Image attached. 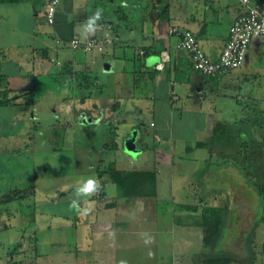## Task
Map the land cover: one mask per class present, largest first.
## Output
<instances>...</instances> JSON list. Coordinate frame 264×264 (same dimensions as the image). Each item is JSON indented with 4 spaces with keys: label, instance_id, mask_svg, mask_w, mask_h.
I'll return each mask as SVG.
<instances>
[{
    "label": "crops",
    "instance_id": "1",
    "mask_svg": "<svg viewBox=\"0 0 264 264\" xmlns=\"http://www.w3.org/2000/svg\"><path fill=\"white\" fill-rule=\"evenodd\" d=\"M46 1L0 0V51H2L0 72L6 78V87L15 90L30 87L36 78L47 82L56 80L58 88L52 86L51 95L48 93L45 95V103L54 110V116L77 112L74 107L75 100L79 106L83 103L87 104L89 99L97 96L96 98L101 99L104 111L115 113L113 120L129 122L134 119L140 130L152 128L151 134L146 132L151 142H144V145L149 144L155 148V157L151 159L142 155L138 158L141 169L137 170L153 171L156 174L155 195L134 200L118 196L109 201L89 198L85 205L86 208L91 207L89 210L91 213L88 223L85 224L83 231L81 230V235L85 238L84 242L93 238L105 247L104 244L107 242L109 244L111 241L114 243L121 239L130 240L131 235L136 232L134 225L142 221L147 224L150 221H154V224L156 222L155 203L160 198L163 187H168L169 178L172 177V174L164 172V168L166 169L170 164L173 166L176 159L181 162L192 146L204 147L206 143L203 139L204 135H211L214 139L220 137L224 139L227 130L233 127L245 129L250 124L251 120L242 115L244 110L240 108L239 99L245 98L246 89H241L243 86L239 81L253 72L252 68L257 67L254 65L261 66V61L264 62V59L257 58L258 53L264 55V36L251 40L239 69L230 70L216 77L208 76L218 85L215 95L213 93L207 95L204 90L207 79L203 81V78L190 71L193 67L189 53L176 47L179 38L174 34H167V29L170 26H178L190 30L207 57L216 61L226 42L230 25L245 8L240 0L238 2L203 0L205 5L202 10L196 13L185 11L186 14L180 12L178 16L171 14L170 10L173 6L168 0L161 1L164 6L167 4L166 8L162 5L155 6L154 0H143L145 5L141 0H69L51 23L52 25L44 20ZM139 3L141 11L134 20L133 14H127L125 11L135 9ZM206 4H210V7ZM64 10L67 14L63 13ZM98 11L101 18L95 22V31L86 34L87 28L84 26ZM74 36L79 39L101 37L104 39L103 49L89 50V53L84 50H73L68 46L67 40ZM47 37L51 39L50 43L47 42ZM55 37L65 41L64 45H56ZM40 48H48L52 52L54 61L40 58L38 51ZM140 50L143 51L142 54ZM68 51L72 52L73 59L60 60L62 56L68 55ZM76 53L80 54L81 69L77 68L74 60ZM254 53L256 55L253 56ZM160 61L163 66L156 68L155 65ZM261 80L260 76L253 82L257 85L248 97L251 104L256 105L261 98V90L264 89ZM230 82L233 86L229 85ZM0 87H3V84H0ZM232 88L234 89L231 92ZM235 90H239V94L236 96V102L233 103L229 97L235 94ZM31 107L33 112H41L36 100L31 106H21L18 101L9 105L0 104V151L5 148L4 151L11 152L10 154L28 152L26 144L28 140L21 149L19 146V150H16L15 144L19 143L17 135L23 134V130L29 129L33 124L32 118L36 115L32 118L28 116ZM98 107V104L94 103L93 114H99ZM125 113H129L131 117L126 119ZM78 114H82V118L77 122L80 129L94 128L98 132L92 134L103 136L102 126L98 123L100 120L95 118L97 115L93 116L86 111H79ZM133 134L135 140L137 131L127 136L125 142ZM30 135L27 130L25 138H31ZM135 150L136 146L134 152ZM151 164L153 167L149 169ZM180 171L182 172V169ZM170 189L173 190L171 186ZM193 207L195 206L181 209L190 211ZM139 209H147L148 216L140 217L142 213L134 212ZM195 212H198V209ZM150 214L153 216L150 217ZM200 221L201 219L197 223L194 221L193 224L201 229L200 246L203 249L204 235ZM262 221H264V213L259 223L260 230L264 229ZM76 222L73 223L75 231H77ZM186 223L175 222L180 231L178 235L187 236L188 223ZM121 227L123 230H119ZM129 229L133 234L128 233ZM171 233H174L172 227L160 232L162 238L159 241L167 242V248H162L163 251L165 250V255L160 256L176 258L175 255L170 254L172 250L169 242L177 234H172L171 237ZM147 235L150 236L149 233ZM152 235L156 236L155 233ZM197 236V231L192 229L189 239L193 237L197 239ZM102 244H98L99 248ZM69 251L71 249L67 251L58 247L55 251L56 258L64 261L65 258L70 257ZM90 251L83 249L82 253L87 254ZM72 254L77 258V252ZM89 260L87 259V262ZM100 260L110 263L104 258ZM175 261L170 259L168 264H173ZM85 263L86 261L83 263L77 261L76 264ZM100 263L102 262H97Z\"/></svg>",
    "mask_w": 264,
    "mask_h": 264
},
{
    "label": "rangeland",
    "instance_id": "2",
    "mask_svg": "<svg viewBox=\"0 0 264 264\" xmlns=\"http://www.w3.org/2000/svg\"><path fill=\"white\" fill-rule=\"evenodd\" d=\"M68 1H59L55 18ZM233 1L238 2V0ZM141 2L144 3L143 0ZM168 2L173 6L170 10L171 14L177 16L180 12L186 14L185 11L196 13L205 5L203 0H168ZM206 5L210 7V4ZM140 11L139 3L135 9H126L125 12L133 14L135 20ZM63 13L67 14V11L64 10ZM56 38L58 37L54 38L55 43ZM80 39L87 40V38ZM50 40L47 37L48 43ZM64 42L61 41L56 45H64ZM55 43L51 42L54 45ZM89 52L86 51V53ZM74 56H76L74 60L77 68L81 69L80 54L76 53ZM263 57L262 53L257 54V58L263 60ZM68 58L73 59L71 51L59 59L64 61ZM250 64L249 62V67ZM254 66L257 67L252 68L253 72L251 69L252 73L245 75V78L239 81L243 86L241 89H246V92L243 91L245 98H240L239 103L240 108L244 110L242 115L251 120H249L248 127L245 129L233 127L227 130L224 135L225 142L219 138L214 139L211 135H204L203 139L206 141L204 147L192 146L181 162L176 159L173 166L170 164L166 169L164 168V172L172 174V177L169 178L168 187H163V192L155 203L157 205L155 224L154 221H150L149 224L142 221L134 225L135 234L129 229L128 233L133 234L130 240L121 239L114 243L111 241L109 244L107 242L104 244L107 248L93 238L84 242L85 238L81 232L88 223L91 213L89 212L91 207L89 209L85 205L92 195L86 196L82 191L78 192V189H81L83 183L90 178L95 179L99 187L103 181V188H98L97 191L102 192L103 195L97 198V201L114 199L117 196L116 186L107 175L103 174L104 176L100 178V171H105L111 163L119 169H141V162L138 158L142 155L149 156L151 159L155 157V148L149 144L144 145V142H151L146 132L151 134L152 128L140 130L134 119L129 122L113 120L115 113L104 111L101 99L96 98L97 96L89 99L87 104L83 103L79 106L75 100L74 107L77 112L72 111L69 114L61 113V116H54V110L48 103H45V95L50 94L51 89L42 88V83L46 80L36 81V89L42 92V94L38 93L40 95L36 98L41 112H33L31 107L28 116L32 118L36 115L32 118L33 124L27 129L31 138H25L27 130H23V134L17 135L19 143L15 144L16 150H19V146L21 149V146L28 140L27 154L25 152L10 154L11 152L4 151L5 148L0 151V197L15 188L32 187L34 191L31 197H17L9 202L0 201V264H19V262L23 264H76L77 261L81 263L86 261L85 264H97V262H102L100 264L104 262L105 264H168L170 259L176 260L173 264H211L208 261L211 248L203 242V249H201V229L193 224L194 221L197 223L200 220V215L207 204L229 209L230 229L223 227L218 232L221 236L219 248L222 251L234 252L236 246L233 244L244 242L245 244H241V247L243 246L244 249L248 247V250H251L244 259L230 261L229 264H264V229L262 228L261 231L259 225L264 213V200L257 195L256 190V187L264 183L263 177L257 174L258 169L262 170L264 167V139L260 137V134H264V89L261 90V98L256 105L251 104L248 99L251 90L257 85L253 82L261 76V82L264 83V62L261 61V66ZM190 71L203 78V81L207 79L204 90L207 95L211 93L215 95L218 83H214V79L196 70ZM231 82L229 85L233 86ZM49 83L52 82L49 81ZM55 84L53 82L52 86ZM233 89L230 91L232 92ZM238 94L239 90H235V94L229 97L230 101L235 103ZM94 103L99 106V114H93ZM79 111H86L93 116L97 115L95 118L100 120L98 123L104 132L102 137L92 134L97 133V129L92 131L89 128L80 129L77 126V122L82 118V114H78ZM124 115L126 119L131 117L129 113ZM134 131H137V137L135 136L134 140L136 150L129 154L123 148V143ZM215 144L230 148L243 146L247 153L250 151L249 162L242 163L244 168L239 171L237 166L230 164L233 162L232 157H226V154L219 155L218 149L212 151ZM151 167H153L152 164L149 169ZM252 184L257 186L254 188ZM135 201L138 202V200ZM74 203L75 206H73ZM186 206H198V212L181 209ZM134 212L142 213L140 217L148 216L147 209L134 210ZM151 216L153 214H150ZM254 217L258 218L256 228H252L255 226ZM179 221L183 224L188 223H186V237L178 235L180 231L175 222ZM75 222L77 231L73 226ZM171 227L174 230L171 237L175 234L177 236L171 238L169 247L172 252H169L176 258L160 256L165 255V250L163 251L162 248H167V242L159 241L162 238L160 232ZM192 229L197 231V239L195 237L189 239ZM153 233L156 236H153ZM167 238L170 239L168 236ZM188 239L189 242H187ZM146 241L150 242L146 243ZM17 242L20 243L18 253L9 258ZM98 244H102V247L99 248ZM58 247L67 249V251L71 249L70 257L65 258L64 261L58 260L57 252H55ZM83 249L91 251L83 254ZM73 252L78 253L77 258L75 254H72ZM101 258L109 260L110 263L101 261ZM87 259H90L89 262Z\"/></svg>",
    "mask_w": 264,
    "mask_h": 264
},
{
    "label": "trees",
    "instance_id": "3",
    "mask_svg": "<svg viewBox=\"0 0 264 264\" xmlns=\"http://www.w3.org/2000/svg\"><path fill=\"white\" fill-rule=\"evenodd\" d=\"M8 1H18V0H8ZM162 0H154L155 6L158 7V5L164 6L161 2ZM256 1V0H252ZM245 7V6H244ZM161 13V12H160ZM90 38H101V37H90ZM71 39V38H70ZM69 39V40H70ZM102 39V38H101ZM67 40V41H69ZM104 40V39H103ZM56 43H59L63 41L59 37L56 38ZM251 42V41H250ZM250 44V43H249ZM36 50V48H34ZM40 58L42 59H49V61H54V58H52V52L48 48H40L38 49ZM141 54L143 53L142 50L139 51ZM1 53L0 51V59H1ZM4 56V55H3ZM58 63V61H56ZM192 64V62H191ZM193 67V65H192ZM194 69V68H193ZM195 70V69H194ZM197 71V70H196ZM227 73V72H226ZM226 73H222L220 75H224ZM34 75H32V78ZM36 81H40V78H36L30 87L27 88H19L18 90L6 87V78L3 77V74L0 72V84H3V87H0V104L2 105H9L15 102H19V105L23 106H31L34 101L36 100L37 96L40 93L36 88L37 84ZM50 80L45 81V83H42V88L47 87V89H51L52 83L55 82L56 84L53 85V87L58 88V82L54 80L52 83H49ZM48 85H50L48 87ZM42 90V89H41ZM46 90V89H45ZM92 131L94 130L91 129ZM261 138L264 139V134H260ZM98 136V135H97ZM220 136V135H219ZM99 137V136H98ZM220 140H223L222 137L219 138ZM123 148L126 152L127 149L125 148V142L123 143ZM243 148V149H242ZM215 149H218V154L227 157H232L233 162H230V164L237 166L238 170H242L244 166L241 164L244 162H249L248 155L250 154L246 152V149L242 146H233V147H224L222 145L215 144ZM253 151V150H252ZM261 151V149H260ZM130 153V152H128ZM259 171H261L259 173ZM243 173V172H242ZM107 175L109 179L113 181V183L116 186V194L118 197H123L127 200H134L138 198H144V197H150L155 195L156 192V174L153 171H147V170H125V169H119L116 168L112 163L108 164V167L105 169V171H100V178L104 175ZM258 175H261L264 179V167H262V170L258 169ZM103 175V176H102ZM264 182V181H263ZM104 186L103 181L100 184V189H102ZM252 186L255 188L257 185ZM257 195H259L262 199L264 198V183L260 184L258 188L256 187ZM34 191L32 187H29L27 189H19L15 188L13 190H10L8 194H4L0 197L1 202H9L14 200L15 198H25V197H31L33 195ZM101 193L96 192L94 195H92L91 199L97 200V198H101ZM194 211H197L198 208H191ZM35 213V209L33 210ZM229 209L226 207L220 208V206L210 205L207 204L205 209L202 212V215H200L201 219V227L203 229V242L208 245L211 248V252L208 254V261L211 262V264H229L230 261H237L240 259H244L251 250H248V247L246 245V249L241 247V244H245L244 242H235L233 245L236 246L234 249V252H226L222 251L220 247V238L221 236L218 234L221 228L227 227V229H230V214H228ZM254 225L252 228H256L258 224V218L254 217ZM252 231V230H251ZM20 247V243H15L13 247V253L9 255V258L13 257L15 254H17ZM217 249L218 252H217ZM14 254V255H13ZM13 259V258H12ZM11 262L14 263V261L11 260ZM11 264V263H7ZM15 264V263H14ZM19 264H23L22 262H19Z\"/></svg>",
    "mask_w": 264,
    "mask_h": 264
},
{
    "label": "built area",
    "instance_id": "4",
    "mask_svg": "<svg viewBox=\"0 0 264 264\" xmlns=\"http://www.w3.org/2000/svg\"><path fill=\"white\" fill-rule=\"evenodd\" d=\"M60 0H47L44 9V20L53 23L55 11ZM245 6L228 29V36L221 50L219 59L212 61L201 49L195 35L188 29L178 26H170L167 34L178 36L176 44L178 49L189 53L193 68L198 72L213 76L226 73L232 69L239 68L242 64L250 41L259 36H264V0H240ZM72 49L77 50H99L104 46L101 38H87L83 41L73 37L68 41ZM163 66L162 61L155 65L156 68Z\"/></svg>",
    "mask_w": 264,
    "mask_h": 264
},
{
    "label": "clouds",
    "instance_id": "5",
    "mask_svg": "<svg viewBox=\"0 0 264 264\" xmlns=\"http://www.w3.org/2000/svg\"><path fill=\"white\" fill-rule=\"evenodd\" d=\"M100 18L101 17H100L99 11L95 13L93 17L89 18L86 25L84 26L87 28L86 34H90L93 31H95V28H96L95 22L99 20ZM98 188H99L98 182L95 179L90 178L86 182L83 183V187L81 189H78V192L82 191L83 193L86 194V196H91V195H94L98 191ZM73 206H75V203ZM148 242L150 241H146V243Z\"/></svg>",
    "mask_w": 264,
    "mask_h": 264
},
{
    "label": "water",
    "instance_id": "6",
    "mask_svg": "<svg viewBox=\"0 0 264 264\" xmlns=\"http://www.w3.org/2000/svg\"><path fill=\"white\" fill-rule=\"evenodd\" d=\"M125 148L128 152L133 153L135 144H134V134L125 142Z\"/></svg>",
    "mask_w": 264,
    "mask_h": 264
}]
</instances>
